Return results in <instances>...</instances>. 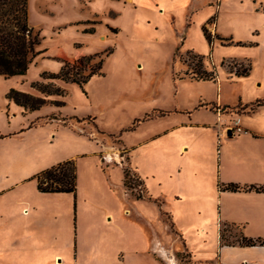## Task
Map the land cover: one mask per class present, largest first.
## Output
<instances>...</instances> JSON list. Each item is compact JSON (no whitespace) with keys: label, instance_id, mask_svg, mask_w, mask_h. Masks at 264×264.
<instances>
[{"label":"rangeland","instance_id":"rangeland-1","mask_svg":"<svg viewBox=\"0 0 264 264\" xmlns=\"http://www.w3.org/2000/svg\"><path fill=\"white\" fill-rule=\"evenodd\" d=\"M135 4L113 18L120 27L115 34L94 21L79 28H93L91 36L68 28L53 36L43 27L37 46L42 52L26 74L0 76L2 109L10 88L39 95L31 82L40 79L41 71L56 72L63 60L81 54L102 52L104 57L103 74L91 76L82 88L55 80L64 95L54 98L65 105L50 109L46 105L34 119L35 124L52 122L38 129L40 139L34 141L43 158L30 156V160L13 164L11 157L3 163L2 154L11 155L14 145L31 139H22L19 133L0 137V264H148L142 259L146 253H133L147 248L139 215L153 222L158 240L170 255L167 258L153 248L162 264H235L240 258L264 259L260 250L223 244L221 239L235 243L241 233L231 224L218 223L205 182L204 192L194 195L197 182L190 167L177 172L185 154H179L175 142L190 138L191 129L173 130L144 143L171 123L187 119L189 112L195 119L205 117L206 112L198 109L212 110L210 104L216 98L226 103L236 102L239 95L250 98V83H264L262 44L251 49L222 47L219 44L229 43V39L215 37L221 33L246 41L256 32L254 37L263 43L264 0H138ZM100 27L104 29L97 32ZM105 51H110L107 56ZM242 53L249 59L239 58ZM196 56H200L198 68L224 67L218 70L215 82L191 77ZM231 56L238 58H224ZM250 61L249 77L229 79L228 66L245 67ZM224 108L225 113L242 112L240 104ZM22 117L29 115L18 114L10 126H17ZM53 122L91 140L56 126V135L50 137ZM7 125L0 119L1 132ZM95 143L99 152L89 153ZM79 151L88 153L69 157ZM63 157L75 161V193L42 192L33 174L26 178L40 163L59 162ZM126 167L130 186L123 184ZM137 194L159 198L160 208L152 200L135 198ZM169 218L175 231L169 227ZM252 234L246 237L264 238Z\"/></svg>","mask_w":264,"mask_h":264},{"label":"crops","instance_id":"crops-1","mask_svg":"<svg viewBox=\"0 0 264 264\" xmlns=\"http://www.w3.org/2000/svg\"><path fill=\"white\" fill-rule=\"evenodd\" d=\"M137 1L138 0H27L28 23L34 30L39 32V36L43 27H46L49 30L48 33L53 36L61 34L67 28L91 36L90 32L84 31L83 29V31H80L79 28L83 23L92 21L98 26L104 25L112 34H115L120 31V27L114 23L113 18L123 14L126 9L135 8V3ZM102 29L104 28L98 29L97 32L99 30L102 31ZM94 31L93 29V32ZM218 35L229 38L231 41L234 40V43L219 44V46L222 47L232 46L234 48L251 49L262 44L264 48V40L262 43V41L257 39V36L254 37V35H258L256 32H252L251 39L246 41L233 39L232 35H222L221 33H218ZM40 38L43 37L40 36ZM241 56L242 57L239 58L249 59L246 57V53H242ZM234 57L236 56L224 58ZM222 58L223 56L220 59ZM249 64L250 68L248 73L244 75L236 74V67L233 68L228 66V71L232 73V77H229V79L236 80L249 77L252 69L251 61ZM220 68L224 67L220 66ZM220 68L218 67V70ZM212 69H214L216 74L214 80L199 81L215 82L218 77V70L215 69V67ZM249 88V93L252 95L250 98L239 95L237 101L233 103H226L220 98H216L215 101H212L213 104L218 106L216 110H210L205 106H201L198 109L206 112V115H204L205 117L197 115V119H195L190 115V113L193 114V112H189L187 113V119H180L179 121L171 123L167 128H163L159 132L147 137L144 143L150 142L160 136H165L166 133L173 130H182L183 128L191 129L192 135L190 138L175 142V148L180 152L179 154H185L184 164L177 172L180 173L185 167L191 168L192 177L195 179V183L197 182V187L193 188L195 191L193 192L195 193L194 195H201L204 192L202 185L204 182L205 185H208L206 192L212 199V211L214 214L215 212L218 214V223L231 224L238 232L245 233L246 236H254L252 233H258L255 234V236H264V191H229L221 190L218 187V182H234L239 185H264V104L257 105L252 110L243 107L244 104L254 102L256 99H264V83L255 80L253 83H250ZM237 104L241 105L242 112H222V106L225 105V107H229ZM2 107L3 108L0 109V119L3 120L5 125L6 123L8 124L5 131H0V133L8 135V137L3 138H10L14 136V134L19 133V135L23 136L22 139L25 137L31 139V142L14 145L11 149V152H13L11 155L2 154L1 158L3 163L10 162L11 157L14 158V161H11L13 164H19L20 161L26 158L30 160V156L39 158V160L43 158L39 157L38 149H36L34 141H39L40 139V137L36 136L38 129L42 126L50 125L52 122L49 120L50 122L47 121L42 124H34L33 126H30V123H34V119L40 117L37 116V114H39L41 108L44 106L38 110L29 112L22 106L12 102V100L7 99V103H4ZM47 107L50 109L55 106L47 105ZM18 114L21 116H23V114L24 116L29 115V118L25 119L22 117L17 126L11 127L10 125L14 117ZM236 119H238L241 126L240 130L232 128ZM53 123V128L49 132L50 137L56 135V126V129L60 127L64 131L71 130L73 135H76L77 138L86 137L88 140H91L87 136L75 132L64 124L57 125L55 122ZM53 140L54 139L51 138V141ZM5 147L8 148V146ZM98 149L99 147L96 144V148L91 149L89 153L96 154L99 152ZM86 153L88 152L79 151L69 157H77L78 155L83 156ZM69 157H63L62 160L70 159ZM57 161L58 160L51 159L47 162L40 163V165L37 166L38 168L30 172L26 178L49 167ZM139 178L141 179L140 176ZM56 193L65 194L66 192ZM139 216L142 222V238L146 241L147 248L144 251L135 250L133 253H146V259L142 258L145 263L162 264L153 251L155 246L161 244L153 228V222L148 217L143 215ZM146 224L149 227L148 229L144 227L147 226ZM226 246L246 247L251 250H260L264 252V245L258 244L252 246H242L238 244ZM59 260L60 259L57 258V261ZM235 264H264V259L261 256L248 260H246V258H240Z\"/></svg>","mask_w":264,"mask_h":264},{"label":"trees","instance_id":"trees-1","mask_svg":"<svg viewBox=\"0 0 264 264\" xmlns=\"http://www.w3.org/2000/svg\"><path fill=\"white\" fill-rule=\"evenodd\" d=\"M213 17H211L212 19ZM203 32L209 42L212 39L206 35L204 27ZM115 31L114 29H112ZM93 32V29L87 30ZM220 40H226L225 37L215 36ZM229 38H227L228 40ZM232 41L229 39L228 41ZM40 43L39 32L34 30L28 23L27 0H0V75L4 78L11 76H21L26 74L30 63L34 57L42 52L37 49ZM110 51H105L107 56ZM194 69L191 70V77L196 80H214L215 71H209L198 68L200 65V56H196ZM92 62V63H91ZM104 57L102 52L92 54H84L73 60H63L60 68L56 72L43 70L40 72L39 80L31 82V87L38 92L39 95L22 92L20 90L10 88L6 93V98L12 100L15 104L22 106L26 111L32 112L40 109L42 106L51 105L55 107H63L64 101L54 97H62L63 89L55 83V80L76 83L79 87L89 80L93 75H101ZM250 68L248 63L245 67H236V74H247ZM264 104V99H256L254 102L244 104L249 110L254 109L257 105ZM222 106L221 108H224ZM211 109H217L218 106L210 104ZM164 112V111H163ZM162 112V114H163ZM161 114V115H162ZM94 119V117H92ZM35 123L31 122L30 126ZM5 134L0 133V137ZM36 179V186L42 192H66L75 193L76 190V165L74 159H65L46 167L32 175ZM130 177L128 168L123 170V184L127 185V179ZM221 190L237 191V190H255L264 191V185H239L234 182H218ZM135 198H146L152 200L157 206L161 205L159 198H153L149 195H134ZM161 214H167L166 211L160 209ZM169 227L175 231L174 223L169 218ZM221 239L223 244L227 245H264L263 237H246L242 233L235 243H226Z\"/></svg>","mask_w":264,"mask_h":264},{"label":"bare ground","instance_id":"bare-ground-1","mask_svg":"<svg viewBox=\"0 0 264 264\" xmlns=\"http://www.w3.org/2000/svg\"><path fill=\"white\" fill-rule=\"evenodd\" d=\"M155 248L162 254V255H165V257L167 258H170V255L167 253L166 249L164 246H162L161 244L160 245H157L155 246ZM169 260V259H168ZM170 263H172V259H170Z\"/></svg>","mask_w":264,"mask_h":264},{"label":"built area","instance_id":"built-area-1","mask_svg":"<svg viewBox=\"0 0 264 264\" xmlns=\"http://www.w3.org/2000/svg\"><path fill=\"white\" fill-rule=\"evenodd\" d=\"M232 128H236L237 130H240V129H241V126H240V124H239L238 119H236V120L234 121V124H233Z\"/></svg>","mask_w":264,"mask_h":264}]
</instances>
